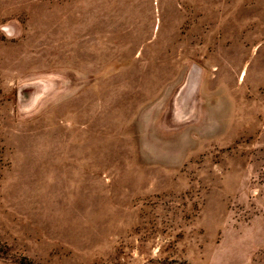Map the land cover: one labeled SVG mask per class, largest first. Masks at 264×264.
Masks as SVG:
<instances>
[{"label": "rangeland", "instance_id": "374dc122", "mask_svg": "<svg viewBox=\"0 0 264 264\" xmlns=\"http://www.w3.org/2000/svg\"><path fill=\"white\" fill-rule=\"evenodd\" d=\"M0 264H264V0H0Z\"/></svg>", "mask_w": 264, "mask_h": 264}]
</instances>
